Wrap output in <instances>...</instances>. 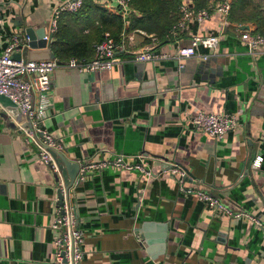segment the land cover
<instances>
[{
  "label": "crops",
  "instance_id": "crops-1",
  "mask_svg": "<svg viewBox=\"0 0 264 264\" xmlns=\"http://www.w3.org/2000/svg\"><path fill=\"white\" fill-rule=\"evenodd\" d=\"M63 1L0 0V53L26 28L47 33ZM85 1L121 14L114 0ZM224 1L181 3L195 13ZM246 2V11L264 10V0ZM132 12L122 15L121 63L86 74L66 61L51 76L42 128L69 149V160L97 162L71 196L84 237L81 264H264V233L251 220L227 217L188 192L204 191L264 224V54H250L241 38L250 31L239 29L254 23L223 22L211 10L203 22L191 17L163 38L127 30ZM62 23L88 34L84 18ZM212 34L219 35L216 48L177 59L194 35ZM146 47L169 58L135 63ZM200 111L235 115L239 128L215 141L190 124ZM11 121L0 120V264H52L61 236L53 228L60 215L56 170L40 163L39 147ZM171 163L191 176L183 189L163 170Z\"/></svg>",
  "mask_w": 264,
  "mask_h": 264
},
{
  "label": "built area",
  "instance_id": "built-area-1",
  "mask_svg": "<svg viewBox=\"0 0 264 264\" xmlns=\"http://www.w3.org/2000/svg\"><path fill=\"white\" fill-rule=\"evenodd\" d=\"M83 0H65L52 10L51 23L44 39L49 40V34H54L57 29V23L63 13H76L82 6ZM115 8H119V12L124 17L129 10L130 0H114ZM218 13L223 22H226L230 12V3H223L211 8L201 9L193 13L185 3L179 6L180 18L173 26L172 32L182 29L186 20L193 17L198 23L206 20L210 11ZM224 26V25H223ZM219 35L212 34L209 36L194 35L187 46H181L177 50V59L182 60L197 55L196 51L199 47L216 48ZM252 55L264 54V36L243 32L241 34ZM22 36H15L9 42L4 50L0 53V94L8 97L15 103L22 114L30 122L31 128H23L20 125L19 131L24 135L26 140L33 141L40 149L39 161L43 165H50L52 162L48 149L60 151L63 147L61 142L53 139L43 128V122L49 117V107L51 102L50 83L53 72L61 66L58 61L53 60H16L13 54L17 51V47ZM116 46L110 37L105 34L104 39L94 45L93 57L90 60H78L70 58L67 63L63 64L69 69L78 72L93 74L99 71H107L114 65L121 63L116 56ZM208 55H203L202 59H207ZM169 58L167 53H160L152 47H146L143 51L135 53L133 61L135 63L157 62ZM182 65L179 66L181 68ZM24 76L26 78H24ZM190 124L197 132L207 137L219 141L223 139L229 132L237 131L239 122L235 115L221 114L213 112L200 111L190 118ZM116 165L122 163V158L115 161ZM259 165V162L257 163ZM89 166L88 168H91ZM54 168V167H53ZM87 169V168H86ZM82 169L81 171H85ZM141 172L150 176L152 173L139 167ZM53 170H56L55 168ZM57 171V170H56ZM88 171V170H86ZM169 173V172H168ZM180 179V185L183 189L182 178L185 173L178 168L171 171ZM194 195L199 202L206 204L209 208L223 212L227 217L233 219L247 218L255 224L257 228H263L264 224L257 219L249 217L246 213L237 210H231L219 200L204 191H188ZM60 215L57 217L53 228L61 232V236L54 243L56 251L54 254V262L52 264H81L83 258V234L78 229V221L70 204L64 202L59 207Z\"/></svg>",
  "mask_w": 264,
  "mask_h": 264
},
{
  "label": "trees",
  "instance_id": "trees-1",
  "mask_svg": "<svg viewBox=\"0 0 264 264\" xmlns=\"http://www.w3.org/2000/svg\"><path fill=\"white\" fill-rule=\"evenodd\" d=\"M181 0H130V21L127 30L142 29L146 33L153 32L157 37L169 35L173 25L179 20ZM246 0H234L228 20L236 22H253L256 24L255 34L264 36V10L246 11ZM139 13V15H135ZM84 18L88 29L87 35H78L74 29H67L63 19L79 20ZM125 29L122 15H112L94 3L83 0L76 13H63L57 23L55 42L52 44L55 57L60 62L70 58L90 60L93 57L94 45L104 39L108 33L115 45H119L120 36Z\"/></svg>",
  "mask_w": 264,
  "mask_h": 264
},
{
  "label": "water",
  "instance_id": "water-1",
  "mask_svg": "<svg viewBox=\"0 0 264 264\" xmlns=\"http://www.w3.org/2000/svg\"><path fill=\"white\" fill-rule=\"evenodd\" d=\"M226 1L228 3L231 2V0H226ZM99 5L105 6L102 4ZM239 29L242 31L248 30L251 33H253L256 30V26L254 24H242L239 25ZM23 33H24L22 34L23 39L21 40V42L17 47V52L13 54L14 59L16 60L21 59L22 56L21 51L25 52L28 61L53 60L55 58V55L51 50V45L55 42L53 34H49V40L47 41L44 39L46 35L44 29H39V31L35 33V31L32 28H26L24 29ZM58 63L62 64L59 61ZM0 120L4 122V124L7 126H11V127L14 126L15 123L11 121L14 120V122H16L18 125H20L23 128H31L30 122L22 114L19 107L15 103H13L8 97L1 94H0ZM62 148L63 151H56L50 148L48 149L52 158V162L49 165V167L51 169L55 168L57 170L54 172V179L56 183L59 184V187L57 189L58 206H62L64 202H67L68 204L71 205L76 218H78L76 215V209L74 207L75 204L71 200V196H74L76 191L79 189L81 183L83 184L84 179L87 175V171H81V170L86 169L92 165L94 166V164H97V162L89 163L88 161L77 162V161L69 160L68 159L69 149L66 147H62ZM255 155H256V151H254V153H251L250 160L253 161ZM164 162L167 163V160H165ZM175 168L182 169L179 165L175 163H171L170 165H168V167L163 168V170L164 172H169L167 176L168 178L175 179V181L177 180V182L180 185L179 177L171 173V171L174 170ZM184 173L186 175L185 177L182 178L183 180L182 183L185 182L188 179V177L191 178V176L186 171H184ZM258 229L264 233L263 228H258Z\"/></svg>",
  "mask_w": 264,
  "mask_h": 264
}]
</instances>
